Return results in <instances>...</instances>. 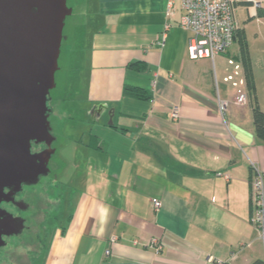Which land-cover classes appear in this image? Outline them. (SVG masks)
I'll return each instance as SVG.
<instances>
[{"label":"crops","instance_id":"obj_1","mask_svg":"<svg viewBox=\"0 0 264 264\" xmlns=\"http://www.w3.org/2000/svg\"><path fill=\"white\" fill-rule=\"evenodd\" d=\"M77 1L81 37L88 38L77 43L82 51L88 44L86 96L111 108L113 117L108 123L102 106L94 116L84 109L79 132L84 158L93 156L82 183L75 177L70 193L56 202L40 264H247L263 258L250 222V181L254 166L264 173V143L253 132L250 100L235 104V88L224 79L233 71L228 59L240 60L237 38L213 59H190L191 31L179 24L180 0H173V12L166 0ZM239 5L246 20L241 25L236 12L235 18L264 111V15ZM252 21L262 27L250 43ZM128 85L143 88L148 98L126 93ZM220 101L227 102L223 112ZM66 116L73 121L72 113ZM92 135L100 147L89 145ZM153 237L158 250L149 244Z\"/></svg>","mask_w":264,"mask_h":264},{"label":"water","instance_id":"obj_2","mask_svg":"<svg viewBox=\"0 0 264 264\" xmlns=\"http://www.w3.org/2000/svg\"><path fill=\"white\" fill-rule=\"evenodd\" d=\"M72 11L67 0H0V203L48 172L54 148L32 152L31 142L51 145L55 139L48 99ZM100 106L112 123V109ZM22 226L21 218L0 207V247L4 235Z\"/></svg>","mask_w":264,"mask_h":264},{"label":"rangeland","instance_id":"obj_3","mask_svg":"<svg viewBox=\"0 0 264 264\" xmlns=\"http://www.w3.org/2000/svg\"><path fill=\"white\" fill-rule=\"evenodd\" d=\"M77 0H67V5L72 7V13L65 18V25L63 28L64 38L61 42L60 55L58 59V69L55 72V86L50 90V126L52 127V135L55 137L53 141V147L55 152L50 158L51 171H60L61 166L64 167L66 175H59L58 186H49L44 196L46 202L50 203V200H55L56 202L64 195L67 196L70 193L68 187L75 184V177L78 179L76 183H82V178L85 175L87 169V163L92 159V154H87L88 159L84 158V153L86 149L83 145L85 136L80 134L81 129L80 124L84 118V109L88 110L91 116H94L95 111L98 113L100 104L102 102H97L96 100H88L86 96L87 85H88V73L89 65L87 62V51L88 44L82 51L77 43L86 44L87 35H82L80 31V8H82ZM244 7L239 5V8L235 11L237 19L240 24L244 23L246 20V13ZM248 21H251L249 19ZM262 25L257 27V23L252 21L250 25L249 41L253 43V34L260 29ZM83 28V27H82ZM84 30V29H83ZM83 34V33H82ZM75 42V43H74ZM225 55V54H223ZM211 60V59H210ZM211 62V61H210ZM223 64H226V58H223ZM216 66L218 62L216 60ZM220 64L217 66L219 71ZM210 70L213 71L212 62L210 63ZM226 85L230 86L229 83ZM67 112L72 113L73 121L71 118H66ZM75 123V130L78 131L73 133L70 132V125ZM61 158L66 160L64 165H60ZM74 178V180H72ZM48 176L42 178L39 184L36 185V190L38 194L41 193V189L46 186L49 182ZM53 183V182H52ZM55 184V183H53ZM74 186V185H73ZM57 204V203H56ZM50 213V206L47 216L45 226L43 224L39 225V233L42 238L38 239V246L35 248L25 243V241L18 240L16 237H11L7 239V244L0 249V264H26L28 257L33 255H38L35 260V264H40L41 254L44 252L48 237L50 235V226L52 225V218H48ZM42 217V215H41ZM31 221L28 220V223ZM47 231V234L44 231ZM27 233V232H24ZM37 244V243H36ZM34 248V249H33ZM33 249V253L31 250ZM264 259V255H263ZM220 261V262H218ZM216 264H223L222 260H218Z\"/></svg>","mask_w":264,"mask_h":264},{"label":"built area","instance_id":"obj_4","mask_svg":"<svg viewBox=\"0 0 264 264\" xmlns=\"http://www.w3.org/2000/svg\"><path fill=\"white\" fill-rule=\"evenodd\" d=\"M183 13L179 24L191 31L188 38L187 50L190 59L213 57L228 50L235 38L238 23L235 18V8L239 4H246L256 12L264 9V0H180ZM167 12H173V0H166ZM233 64V71L224 79L231 81L235 93L233 102L239 106L248 104L249 96L246 89V80L241 60L229 58ZM241 74L240 78L237 75ZM227 102L220 101L219 109L223 112ZM170 115L176 118L179 115L178 106L170 110ZM250 181V222L258 232L264 251V173L253 167ZM226 178L228 175H224ZM153 205L159 206V200L153 199ZM159 240L151 238L149 244L156 250L160 248ZM248 246L249 243H246ZM109 250L106 251L108 253ZM211 259V258H210ZM220 262V261H218ZM216 262V263H218Z\"/></svg>","mask_w":264,"mask_h":264},{"label":"flooded vegetation","instance_id":"obj_5","mask_svg":"<svg viewBox=\"0 0 264 264\" xmlns=\"http://www.w3.org/2000/svg\"><path fill=\"white\" fill-rule=\"evenodd\" d=\"M48 107L50 109V95H49V99H48ZM48 119L50 122V112H49ZM50 147L54 148L53 142L51 143V145L50 144L47 145L45 142H41V143L31 142V151L32 152H37V151H41L44 149L50 150ZM54 152H55V148H54ZM53 153H52V155H53ZM51 156L49 157L48 162H47V167H48L47 174L41 175L36 183L22 184L19 191H17L14 194L12 199H10L9 201H2L0 203V207L2 209L11 213L14 217L21 218L22 224H23L22 229L19 233L3 236V239L5 241V244L3 246H5L7 244L8 238L16 237L19 241L20 240L25 241L26 244L33 246L35 248L36 246H38V239L42 238V236L39 233V231H40L39 225L43 224V226H45V223H46L45 217L47 216L46 212H48L49 206H50V213H49L50 216H48V218L50 217V218H52V220H54V218H56V215L53 212L55 206H58L56 204V201L50 200V203L46 202L45 201L46 198L43 194H44V192L47 191L49 186L50 187L54 186V185L58 186L59 175H66L67 172L64 171V167H62V166H61L60 171H54V172L51 171V167H50ZM64 161H65V164H67L66 160L64 158H61L60 165H64ZM46 176H48L50 181L46 184L45 187H43L41 189V193L38 194V191L36 190V185L39 184L40 180ZM52 182L55 184H53ZM5 191L7 192L8 190L5 189ZM41 215H42V217H41ZM28 220L31 222L28 223ZM24 232H27V233H24ZM44 233L47 234L46 229H45ZM3 246H1L0 249ZM33 249L31 250V252L33 251ZM37 257H38L37 254L33 255L31 257H28L26 264H35L36 263L35 260L37 259ZM17 263H18V261H17Z\"/></svg>","mask_w":264,"mask_h":264},{"label":"trees","instance_id":"obj_6","mask_svg":"<svg viewBox=\"0 0 264 264\" xmlns=\"http://www.w3.org/2000/svg\"><path fill=\"white\" fill-rule=\"evenodd\" d=\"M263 15H264V9H260L257 11L258 17ZM235 38H237L240 47V60L245 75L246 87L248 89L247 92L251 105L253 132L257 141L264 143V111L259 107L257 96L255 94L254 78H253L251 62L248 54L247 41L243 28L238 27L236 29ZM129 66L134 68L139 67L137 65V62H132L131 64H129ZM125 91L126 93H129L137 98H148L146 91L139 86L128 85L125 87ZM91 138L92 140H90L89 145L93 148L100 147L98 145L97 138L93 135L91 136ZM223 264H227V263L224 262ZM247 264H264V259L256 258Z\"/></svg>","mask_w":264,"mask_h":264}]
</instances>
